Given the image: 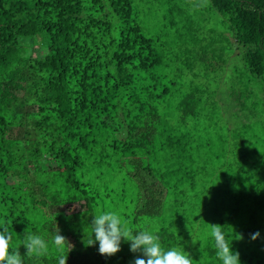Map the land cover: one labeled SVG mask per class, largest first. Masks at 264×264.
Returning a JSON list of instances; mask_svg holds the SVG:
<instances>
[{"label": "trees", "instance_id": "1", "mask_svg": "<svg viewBox=\"0 0 264 264\" xmlns=\"http://www.w3.org/2000/svg\"><path fill=\"white\" fill-rule=\"evenodd\" d=\"M108 211L193 264H222L209 235L221 225L240 264H264V0H0L10 253L147 259L124 238L111 256L90 244ZM27 228L46 253L26 256Z\"/></svg>", "mask_w": 264, "mask_h": 264}, {"label": "clouds", "instance_id": "2", "mask_svg": "<svg viewBox=\"0 0 264 264\" xmlns=\"http://www.w3.org/2000/svg\"><path fill=\"white\" fill-rule=\"evenodd\" d=\"M73 209L69 210V214ZM211 230L209 235L214 238V248L216 257L222 264H240L239 252H233L229 245L226 235L223 231V226L210 224ZM0 232V264H22L21 254L18 250L9 251L12 241V234L6 226ZM90 227L94 240L99 242V253L105 256H111L119 252L121 239L125 242H131L130 250L133 253L142 252L143 257L137 256L133 264H193L190 259V254L177 247L165 249L160 243V237L146 227L139 228L133 232V229L128 227L127 222L115 211H108L97 214L91 221ZM260 237L257 231L251 234V239L256 240ZM242 238V237H241ZM194 241V240H193ZM67 239L60 234V229L57 227L55 235L52 238V244L58 249H63ZM195 242V241H194ZM26 246V256L41 255L47 252L48 245L45 240L39 236L32 234L30 228L25 230V236L22 242ZM68 256H61L59 264H67Z\"/></svg>", "mask_w": 264, "mask_h": 264}]
</instances>
